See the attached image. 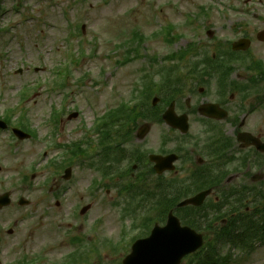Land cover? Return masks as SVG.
Wrapping results in <instances>:
<instances>
[{
	"label": "rangeland",
	"instance_id": "1",
	"mask_svg": "<svg viewBox=\"0 0 264 264\" xmlns=\"http://www.w3.org/2000/svg\"><path fill=\"white\" fill-rule=\"evenodd\" d=\"M198 2L209 1L190 0L187 4V0H2L0 27L7 26L9 30L0 33V108L6 112L18 107L23 87L38 89L30 93L25 103L36 137L20 141L10 132L0 131V193L11 191L14 200L21 196L31 200L28 206L13 202L14 209L0 210V264H16L25 256L31 259L44 254V264L62 262L78 249V245L66 244L67 233L70 238L81 233L87 239V250L93 241L91 245L97 251L101 240L103 263L101 258H95L92 264H115L113 259L119 263L128 243L119 244L114 253L106 251L111 259L104 251L105 241L116 243L124 236V226L132 224L131 216L123 217L129 195L120 196L114 187L91 189L99 175L80 162L72 165L69 180L63 178L65 168L57 173L48 166L65 157L59 143L70 145L90 137L96 145L98 136L92 132L96 119L130 99L134 87L141 86L143 70L149 68L147 60L119 64L125 48H114L123 42L131 27L135 25L150 37L169 22L182 21L181 13L196 7ZM82 25L85 31L81 29L78 36H71V31L79 32ZM181 46L149 39L144 53L162 58L182 50ZM70 47L79 61L68 65L69 77L67 72L59 75L60 79L68 77L62 81L64 86L54 87L57 77L52 69L64 67ZM19 67L24 69L22 74H16ZM37 79L42 80L41 85ZM52 108H62L64 112L57 128L52 124ZM74 110L80 115L69 120ZM18 116L13 117L14 122ZM148 140L144 142L146 146ZM23 174L28 175L29 182L21 181ZM89 203L92 208L84 216L79 215L81 207ZM24 215L28 219H21ZM82 223V229H78ZM8 227L14 229L12 234ZM137 233L136 229L129 231L131 236ZM228 251L233 254L228 264H264V245L249 254L228 246L221 249L223 254Z\"/></svg>",
	"mask_w": 264,
	"mask_h": 264
},
{
	"label": "flooded vegetation",
	"instance_id": "2",
	"mask_svg": "<svg viewBox=\"0 0 264 264\" xmlns=\"http://www.w3.org/2000/svg\"><path fill=\"white\" fill-rule=\"evenodd\" d=\"M196 11L208 22L193 29L196 67L182 73V82L162 94L161 109L152 108L147 147L132 152L129 174H146L153 196L160 198L162 190L167 202L172 186L181 191L211 189L220 195L215 201L246 192L249 201L255 196L252 191L264 190V183L256 180L264 179V152L252 144L264 142V23L228 17L257 16L255 9L228 8L224 15L228 22L212 24V8ZM241 38L249 39V49L233 50ZM172 103L174 113L169 116L188 119L186 135L174 128L185 124L182 119L173 123L164 119ZM151 155L175 156V167L157 174Z\"/></svg>",
	"mask_w": 264,
	"mask_h": 264
},
{
	"label": "water",
	"instance_id": "3",
	"mask_svg": "<svg viewBox=\"0 0 264 264\" xmlns=\"http://www.w3.org/2000/svg\"><path fill=\"white\" fill-rule=\"evenodd\" d=\"M175 220L164 228L156 227L147 240L138 241L124 264H177L186 253L199 247L201 239L188 228H179Z\"/></svg>",
	"mask_w": 264,
	"mask_h": 264
},
{
	"label": "trees",
	"instance_id": "4",
	"mask_svg": "<svg viewBox=\"0 0 264 264\" xmlns=\"http://www.w3.org/2000/svg\"><path fill=\"white\" fill-rule=\"evenodd\" d=\"M238 242H241V243H247V242H244V241H238ZM203 264H206V262L204 261V263Z\"/></svg>",
	"mask_w": 264,
	"mask_h": 264
}]
</instances>
